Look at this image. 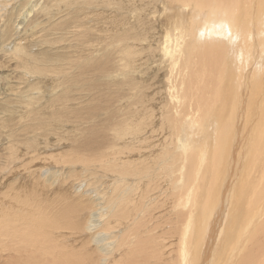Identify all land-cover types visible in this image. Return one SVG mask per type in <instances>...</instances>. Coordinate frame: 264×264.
<instances>
[{"label":"bare ground","instance_id":"1","mask_svg":"<svg viewBox=\"0 0 264 264\" xmlns=\"http://www.w3.org/2000/svg\"><path fill=\"white\" fill-rule=\"evenodd\" d=\"M24 158L0 264H264V0H0V180Z\"/></svg>","mask_w":264,"mask_h":264},{"label":"rangeland","instance_id":"2","mask_svg":"<svg viewBox=\"0 0 264 264\" xmlns=\"http://www.w3.org/2000/svg\"><path fill=\"white\" fill-rule=\"evenodd\" d=\"M33 5H35L34 3H33ZM30 7L28 8V9H26V8H21V12L20 13H18V14H16L15 15V20L16 21H20L23 17H25L26 15H27V13L28 12H30ZM55 14V13H54ZM33 14H31V16H32ZM3 24V23H2ZM44 34H46V32L45 31H42V30H40V29H37V30H34L32 27H29V26H27L26 27V33H25V36H41V35H44ZM22 35V34H21ZM25 36H24V38L23 39H25V42H30L28 39H26L25 38ZM33 50H35V49H37V47H33L32 48ZM11 65H13V63H11ZM60 149H61V151H63V147H61V148H59V149H55L54 151H52L54 154H58L59 152H61L60 151ZM46 153H51V152H49V151H47V152H45V155H46ZM48 156V155H47ZM25 159V158H24ZM26 160V159H25ZM27 161V170L24 168L23 169V166L21 167V163H17L14 167L12 166V170H10V171H8L9 173H7L6 174V176H5V179H4V181H1L0 180V204L2 205L3 203H7V206L5 207V208H3V210L5 211V209H6V211H8V212H10V214L11 215H13V217H15L14 216V214H15V212H18L21 216H24L25 215V217H27V216H29L30 215V213L29 212H27V211H22V210H20V208H18V207H15L14 209L15 210H13L12 211V208H10L9 207V203L10 202H12V201H10V200H12V197H14V196H17V195H23V194H25L24 196H23V198L22 199H24V200H26V198H27V202H29V201H34V190H33V185H34V183H35V180H34V182L31 180V178L29 177V175H30V173L29 174H27L28 172V169H29V167L32 169H29V171H33V169L35 168V169H37V167H40V168H42L44 165H43V163L41 162V161H38L37 163H33V161L32 162H29V160H26ZM26 161H24V162H26ZM26 164L24 163V166H26ZM37 166V167H36ZM34 169V170H35ZM24 170L27 172H24ZM7 172V171H6ZM20 172V173H19ZM2 176H3V174H2ZM19 177H21V178H19ZM35 178L37 179V177L35 176ZM3 179V178H2ZM34 179V178H33ZM16 180V181H15ZM26 180V181H25ZM39 180V179H38ZM23 181V182H22ZM37 182V181H36ZM23 183H24V185H23ZM32 183V184H31ZM23 186V187H22ZM23 188H25V189H23ZM41 188V187H40ZM13 190H15V191H13ZM24 190H26V191H24ZM43 190V189H42ZM47 191V189L45 190V192ZM21 192L23 193V194H21ZM12 193V194H11ZM6 194V195H5ZM15 194V195H14ZM3 195H5V196H3ZM9 196V197H8ZM29 197V198H28ZM9 198V199H8ZM33 199V200H32ZM6 200V201H5ZM5 201V202H4ZM3 202V203H2ZM0 205V206H1ZM9 208V209H8ZM11 209V210H10ZM17 210V211H16ZM30 217V216H29Z\"/></svg>","mask_w":264,"mask_h":264}]
</instances>
